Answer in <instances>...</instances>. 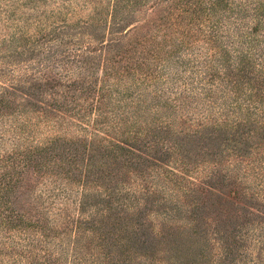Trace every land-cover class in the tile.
Segmentation results:
<instances>
[{"label": "rangeland", "instance_id": "obj_1", "mask_svg": "<svg viewBox=\"0 0 264 264\" xmlns=\"http://www.w3.org/2000/svg\"><path fill=\"white\" fill-rule=\"evenodd\" d=\"M113 1L115 4L116 0H42L39 9L47 13L60 9L64 14L69 5L76 9L77 2L87 3L83 9L77 7V15L69 19L74 23L88 22L92 6L102 5L100 21L94 24L97 31L73 30L65 37L72 41L68 49L80 50L87 60H99L105 50L116 46L114 41L122 44L123 65L131 70L118 89L124 91V84L131 85L132 98L138 93L136 84L135 88L152 95L163 91L170 95L169 104L164 108L151 105L150 113H142L147 122L137 126L140 134L133 128L118 137L108 132L121 149L110 153L107 161L97 160L102 165L91 168L90 179L95 183H83L79 178L69 185L63 180L69 198L46 199L44 206L37 197L43 189L53 188L50 180L66 170L65 161L53 158L51 149L17 157L0 123V219H18L10 231L14 236L20 231L38 240L44 236L50 247L56 244L55 249L63 244L68 259L62 264H84L72 262L73 243L85 249L87 259L95 254L98 260L101 257V264H258V257L262 259L264 254V247L259 249L257 243L264 239V76L258 73L262 69L258 64L264 62V0H182L172 7L168 0H118L121 9L118 13L113 10L111 18ZM4 3L0 0V69L11 68L14 75L26 76L36 58H8L1 39H8L15 30L9 26L17 25L33 41L50 20L38 22L33 5L19 11L16 21L6 20L1 17ZM99 42H104L105 49L101 50ZM10 49L12 53L15 47ZM134 79H145L150 87ZM58 81L62 79H50L52 89L45 86L38 96L37 91L23 90L24 94L13 98L12 106L40 115V107L53 91L61 89L56 87ZM4 83L0 72V84ZM188 90L196 96L198 107L205 104L213 112H193L194 102L188 98L182 105L180 93ZM209 90L212 99L202 100L201 94ZM93 98L86 97L83 104H96ZM230 106L242 110L252 106L253 111L250 115L244 112L240 119L239 113L226 109ZM153 110L159 111L155 117ZM87 117L84 123H78L76 117L67 119L85 126V131L71 126L65 131L40 128L20 140L41 147L49 137L73 140L79 136L84 140L81 146L87 147L94 144V133L100 127L97 111ZM104 122L111 123L110 118ZM96 135L98 144L106 137L100 131ZM78 159L73 162L80 164L82 158ZM1 168L6 173L2 178ZM106 175L115 179L101 186ZM68 217L65 231L52 224ZM36 224L38 231L34 230ZM1 233L0 241L6 236Z\"/></svg>", "mask_w": 264, "mask_h": 264}, {"label": "trees", "instance_id": "obj_2", "mask_svg": "<svg viewBox=\"0 0 264 264\" xmlns=\"http://www.w3.org/2000/svg\"><path fill=\"white\" fill-rule=\"evenodd\" d=\"M1 1L5 2L4 7H1V17L2 15L6 16V20L16 21L15 18L18 16L17 14L19 11L28 8L30 5H33L31 8L33 10L32 14L35 12L36 14L39 13V15H36L38 22L50 20V24L46 25L48 28L38 31L37 35L39 38L34 39L33 41L24 37L23 26H9V28H14L15 30L10 33L8 39L5 37L1 39V49L5 47L6 50L9 51L7 57L12 58L13 55H15L17 57H26L30 60H33L32 58L35 57L37 62L29 67V69L27 68L26 76L24 73L14 75V70L11 68L4 67L0 69L1 76L5 78L7 83V85L6 83L2 85L0 84V112L1 110H6L4 114L0 113L1 132H7L10 139V150H12V153H16L17 157L22 155L26 158L28 155L37 152L38 149H43L42 151L45 149H51V153L54 155L53 158L57 157L60 160L59 162H62L63 159V161H65L63 163H65L67 167L66 170L53 175L55 179L50 180V183L53 184V188L43 189L42 192H40V196L37 197V199H42V205L44 206V201L46 202V199L69 198L70 194L67 192L68 190L65 183H63V185L61 184L63 180H67L66 182L69 185H71V182L79 178H81L79 181L88 183L91 181V168L96 167V165H102L98 163L97 160L106 159L107 161L110 153H116L115 149H121L119 145L113 143L114 141L112 139H109L108 132H111L118 137L133 128L135 133L140 134L141 129H137V126L140 122H147L146 119H142V113H144L145 110L150 113L149 107L151 105H158L161 108H164L169 104L170 99L167 96L170 95L163 91H159L156 95H152L149 91H141V89L135 88V86L138 85L136 83L134 86V89L138 92H136V98H132L133 96H131V85L124 84V91L118 89V87L122 86V83L131 69L127 65H123L126 59L125 49L123 50L122 44L119 45L114 40L116 46L113 49L103 50L104 54L100 56L99 60L95 57H89V60H87L83 58V55L79 54L80 50L73 52V50L71 51L68 49V46L72 41H69V39H66L65 37L69 36V34L72 35L71 32L73 30L97 31L98 26L94 24H97L100 21L99 15H101L102 10L104 9L102 5L101 7L92 6L93 10H91L93 13L88 17V22L76 20V22L70 23L69 19L77 15V7L83 9L87 7V3L77 2L76 9L73 5H69L67 6L65 13L62 14L60 9L58 11H51L50 13L40 10L39 4L42 0ZM43 1L45 2V0ZM168 1L171 3L169 7H172L176 6L178 1L182 0ZM120 9L121 7L118 0H116L115 4L113 1V5L109 9L111 13L110 17L112 18V16H114L112 13L113 10L119 12ZM51 42H53V44L46 46V44H50ZM247 44L248 49H252V45H250V43ZM97 45L101 47V50L105 49L104 42H99ZM11 46L15 47L12 53V50L10 49ZM54 46L56 47L54 48ZM94 48L93 50L88 51L89 55L94 53ZM260 54H262L261 51ZM71 56L72 58H70ZM262 57H264V54H262ZM101 61L102 65L100 64ZM96 63L101 68H97ZM258 65L263 69L259 68L258 73L264 76V62ZM99 74H101L100 77ZM55 78L62 79V81L57 82L56 86L61 89L53 91L49 100L46 101L45 106L40 107V115H34L37 112L36 110L18 107L19 105L12 106L14 103L13 98H15L17 94H24L23 90H30L31 92L37 91V96L44 91L45 86L51 90L52 84L48 83V81ZM111 80L114 81V84L110 83ZM144 80L145 79L139 81L138 79H134L135 82L139 81L140 84L150 87V84H146L148 81L144 82ZM154 88L159 89L156 86ZM162 92L163 94H160ZM91 95L94 97L93 100L96 98V104L94 102L87 103L86 105L83 104L85 98ZM180 95L183 98L181 101L182 105H184V100L187 98L194 102L191 109L193 112H213V107L205 106V104L198 107V103L196 104L195 99L196 96L191 95L189 90L184 93L181 92ZM211 95H213V92L210 90L201 94V97L203 98L202 100L209 101L210 98L212 99ZM147 97L150 99L146 100ZM28 104L33 107H38V105H35L32 101H28ZM250 108V110L249 107L242 110L240 109V106H230L226 109L230 112L232 111V114L239 113L241 115L240 119H243L245 116L244 112L250 115L253 111L252 106H250ZM88 111L91 113L94 111L98 112V122H96L97 126L99 125L100 127H98L99 129L94 133V144L90 143L87 147L86 144L84 147L81 146L84 140L79 136L73 140H68L59 136L55 138L49 137L47 143L43 146L41 145V147L28 145L22 143L20 140V136H23L26 133L33 134L40 128L50 131L55 129L65 131L66 126H71L75 129L85 131V126L78 123L88 121ZM222 111H220V114H222ZM152 112L151 115L153 117L159 114L158 110H153ZM5 116H7L8 119H4ZM75 117L78 119V123L73 124L72 121L69 123L67 120L68 118L75 119ZM108 117L110 118L111 123L104 125V121ZM208 118L210 119V117ZM211 118H215L212 120H217V117ZM248 119L249 117H247L245 121H248ZM99 131L101 135H106V137H103L104 139L102 140V143L99 142L100 144H98L99 136L96 135ZM78 158H82L80 164L79 162H73ZM70 159H72V163L70 162ZM76 171H79V173L75 174ZM240 172H242V169ZM4 174L6 173H4L1 168V178L4 177ZM66 174H69V177H65L67 176ZM110 179L114 180L115 178L114 176L109 178L108 175L103 177L104 181L100 183L101 186L102 184L107 185L113 183ZM91 182L95 183L94 181ZM56 185L57 188H55ZM78 205L79 207L82 206L80 202ZM124 206L130 208L127 204ZM67 220H69V217L63 219L58 218L53 220L52 224L61 225L65 231ZM17 221V218L12 219V217H1L0 219L1 235L3 233L6 235L1 238L0 241V264H59L63 259L67 261L68 251L64 248L63 244H60L58 248L55 249L56 244H53L50 247L51 243L44 239V236L41 237V240H38L21 231L18 232L19 235L17 236L10 234V231L14 230ZM37 225L38 224H36L35 227L32 226L35 228V231H38L37 229H39ZM32 227L29 226L31 229ZM75 229L78 230L79 227L75 226ZM195 236L198 237L199 234H195ZM77 238L79 239L80 236H77ZM257 243L260 245L259 249L264 247V239H261V241L257 240ZM36 246L38 247L37 250L41 251V254H38L37 251H35ZM72 246V262L101 264L100 256L99 260L98 255L96 254L87 259V253H85V249H82L80 244L73 243ZM57 250H60L59 256H56ZM257 263L264 264V254L262 259L258 257ZM220 264H222V262H220Z\"/></svg>", "mask_w": 264, "mask_h": 264}]
</instances>
